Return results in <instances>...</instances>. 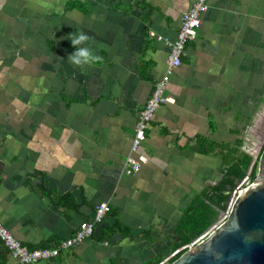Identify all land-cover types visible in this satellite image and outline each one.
<instances>
[{
    "label": "crops",
    "instance_id": "crops-1",
    "mask_svg": "<svg viewBox=\"0 0 264 264\" xmlns=\"http://www.w3.org/2000/svg\"><path fill=\"white\" fill-rule=\"evenodd\" d=\"M197 0H0V219L31 248L95 233L43 264H160L223 178L227 143L264 140V0H210L125 173L140 111ZM78 31L100 57H67ZM214 148L213 150H210ZM256 157V156H255ZM221 213H219L218 217ZM11 256L0 239V264Z\"/></svg>",
    "mask_w": 264,
    "mask_h": 264
},
{
    "label": "built area",
    "instance_id": "built-area-1",
    "mask_svg": "<svg viewBox=\"0 0 264 264\" xmlns=\"http://www.w3.org/2000/svg\"><path fill=\"white\" fill-rule=\"evenodd\" d=\"M209 3L210 0H197L182 14V22L177 33V38L171 47L166 73L161 79L155 82L151 96L140 111L131 144L132 153L127 157L125 163V173L128 175L138 173L142 163L146 160L144 156L138 155V152L141 143L147 137V130L156 110L159 106L174 101L172 97L166 94L168 79L173 71L181 64L187 42L197 37L202 16L208 10ZM108 211L109 204L106 202L97 205L94 218L83 221L72 236L62 240L55 247L30 248L17 239L0 219V239L11 256L9 264H43V261L56 258L61 249L72 248L92 236L97 226L104 221ZM226 215H224V218ZM206 234L199 236L189 245L200 242L207 236Z\"/></svg>",
    "mask_w": 264,
    "mask_h": 264
},
{
    "label": "water",
    "instance_id": "water-1",
    "mask_svg": "<svg viewBox=\"0 0 264 264\" xmlns=\"http://www.w3.org/2000/svg\"><path fill=\"white\" fill-rule=\"evenodd\" d=\"M257 160L256 179L233 190L225 220L211 225L206 237L186 247L169 264H264V147L252 167ZM220 213L222 217L225 214Z\"/></svg>",
    "mask_w": 264,
    "mask_h": 264
},
{
    "label": "trees",
    "instance_id": "trees-1",
    "mask_svg": "<svg viewBox=\"0 0 264 264\" xmlns=\"http://www.w3.org/2000/svg\"><path fill=\"white\" fill-rule=\"evenodd\" d=\"M217 147L224 156L223 178L207 190L205 194L206 204L201 206L200 211L197 208L186 212L179 225L181 241L176 244L174 251L193 242L218 221L219 213L227 209L233 190L244 178L248 176L250 182L256 179L258 162L256 161L252 167L254 157L251 154L227 143H222ZM40 247H51V245ZM181 253L172 257L171 261L179 257ZM152 264H157V262L155 261Z\"/></svg>",
    "mask_w": 264,
    "mask_h": 264
},
{
    "label": "clouds",
    "instance_id": "clouds-1",
    "mask_svg": "<svg viewBox=\"0 0 264 264\" xmlns=\"http://www.w3.org/2000/svg\"><path fill=\"white\" fill-rule=\"evenodd\" d=\"M89 39H90V37L86 34V33H84L83 31H78V32H75V33H71L70 35H69V40H70V42H71V44L74 46V50L71 52V53H69V55H68V57H67V59L71 62V63H73V64H75V65H79V66H84V65H87V64H91V63H95V62H98L99 60H100V57L95 53V51L86 43L87 41H89ZM260 154V153H259ZM257 157V156H256ZM254 159H255V156H254ZM253 159V160H254ZM257 162H258V160H257ZM251 170V169H250ZM249 177L247 176L246 178H244V180L243 181H241L240 183H239V185L240 186H242V187H247V186H249L250 184H252V182H250V180L248 179ZM238 185V186H239ZM241 192V190H238V192H237V195ZM232 198L233 197H231V200H230V202H229V205H228V207H227V209L224 211L225 212V214L224 215H226V214H228L227 213V211L229 210L230 211V209H231V205H232ZM228 211V212H229ZM224 215H223V217L221 216V218H219L218 219V221H216L214 224H217V225H219L221 222H223L224 220H225V218H224ZM227 216V215H226ZM216 225V226H217ZM210 231L208 230V231H206V232H204L203 234H205V233H207L206 235H208V233H209ZM202 234V235H203ZM201 236V235H200ZM197 239V238H196ZM192 243V242H191ZM190 243V244H191ZM188 246H190L189 244L188 245H185V246H183V247H181V248H179L178 250H175L167 259H165L163 262H161L160 264H169V263H171V262H173L174 260H176V259H174L173 261H171V258L172 257H174V256H177L180 252H184V250H185V248L186 247H188ZM31 248V247H30ZM34 248H38V247H34ZM181 253V254H182ZM174 254V255H173ZM180 254V255H181Z\"/></svg>",
    "mask_w": 264,
    "mask_h": 264
},
{
    "label": "rangeland",
    "instance_id": "rangeland-1",
    "mask_svg": "<svg viewBox=\"0 0 264 264\" xmlns=\"http://www.w3.org/2000/svg\"><path fill=\"white\" fill-rule=\"evenodd\" d=\"M263 147H264V140H263V144L260 146V149H259L260 152H261V150L263 149ZM260 152H259V153H260ZM259 153H258V154H259ZM258 154H256L255 156H258Z\"/></svg>",
    "mask_w": 264,
    "mask_h": 264
}]
</instances>
